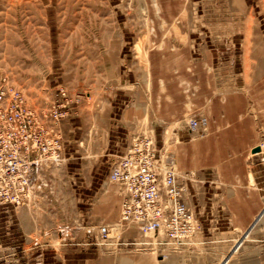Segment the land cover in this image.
I'll return each mask as SVG.
<instances>
[{"label":"rangeland","instance_id":"1","mask_svg":"<svg viewBox=\"0 0 264 264\" xmlns=\"http://www.w3.org/2000/svg\"><path fill=\"white\" fill-rule=\"evenodd\" d=\"M167 1L0 0V105L21 93L62 113L61 156L38 169L27 203L0 205V264L10 252L11 264H39L50 247L58 261L89 250L97 264H264V0H172L163 15ZM202 115L206 129L190 127ZM141 132L174 161L198 218L185 244L151 248L117 226L111 169ZM232 188L254 214L231 212ZM20 209L33 230L6 243ZM101 224L114 243H92Z\"/></svg>","mask_w":264,"mask_h":264},{"label":"built area","instance_id":"2","mask_svg":"<svg viewBox=\"0 0 264 264\" xmlns=\"http://www.w3.org/2000/svg\"><path fill=\"white\" fill-rule=\"evenodd\" d=\"M18 93H20L18 91ZM15 94V93H14ZM5 94H0V102ZM0 105V205H24L36 185L38 169L61 156L57 109L39 113L21 93ZM206 116H192L190 127H207ZM111 179L121 191L119 229H137L144 239L135 241L151 248L179 246L198 229V218L184 201L178 169L158 149L154 137L141 132L113 164ZM114 228L101 224L94 244H112Z\"/></svg>","mask_w":264,"mask_h":264},{"label":"crops","instance_id":"3","mask_svg":"<svg viewBox=\"0 0 264 264\" xmlns=\"http://www.w3.org/2000/svg\"><path fill=\"white\" fill-rule=\"evenodd\" d=\"M164 1H166V0H164ZM175 4L176 3H174L172 0H168L166 3V11L165 10L163 11V15H168L169 12H171L173 7L175 6ZM163 8H164V6L162 5V9ZM167 9H169V12L167 11ZM230 132H232L231 135H233V133L237 132V131L232 130ZM127 144L129 145V143H127ZM125 148H127V147H125ZM190 149L193 152V156H194L193 160H195V162L198 163V161L200 160V155H199V149L200 148L193 146L192 148L190 147ZM213 149L214 148L210 147L209 151L212 152ZM218 150L219 149H214L213 154L216 153ZM211 152L209 154H212ZM218 153L219 152H217V154ZM235 177H236L235 178L236 184L241 185L244 182V176H235ZM239 178H241V180ZM242 189L243 188H235V189L232 188V190L235 192H233L230 195L232 197V203L230 204V208L233 209V210H231V212L233 214H235L239 220H241L242 214H246V215L248 213L254 214L255 209H253V208H255V206H256L255 202H254V204H251V205L247 203L246 198H245V194H243ZM248 207H250V210H248L249 209ZM18 213L20 214L19 217L22 220V225H20V223H18V226L16 229H13L11 231H6V233H1V238L6 240V243L14 241L12 239L14 237L16 238L17 243H22V242L24 243L25 242L24 240L26 237V235H25L26 232L29 234L33 230L34 224L32 222L29 223V221L27 220V218H29L28 215H30V214H28L27 211H25L24 209L23 210L20 209V211ZM10 244L8 247L11 246ZM89 244H82L78 248H80V249L86 248L87 249ZM22 245H24V244H22ZM23 250H25L24 247H23ZM74 251H77V250H74ZM36 254L37 255L39 254L38 255L39 264H58V263L59 264H89L91 260L95 261V258H93V257L91 258L92 254H94V253L92 251H89V250H85L82 252H73L70 250H66L64 252V254H62V257H60L59 261H58V250L55 247L46 248V250L44 249L43 251L36 253ZM36 254H35V252H32L33 256ZM13 258H14V254L13 253L11 254V252H10L6 256V259H5L6 261L2 262L1 264H11L10 262L13 260ZM104 262H103V264L109 263V259L105 258ZM95 264H97V262ZM100 264H102V263H100Z\"/></svg>","mask_w":264,"mask_h":264},{"label":"water","instance_id":"4","mask_svg":"<svg viewBox=\"0 0 264 264\" xmlns=\"http://www.w3.org/2000/svg\"><path fill=\"white\" fill-rule=\"evenodd\" d=\"M259 150H260V147L259 146H257L256 148L253 149L254 152L259 151ZM224 263H225V261L222 264H224Z\"/></svg>","mask_w":264,"mask_h":264}]
</instances>
